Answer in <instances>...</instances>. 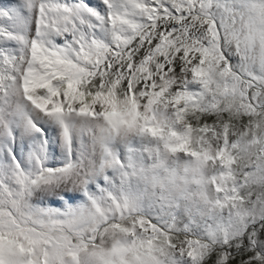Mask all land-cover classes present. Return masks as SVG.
Returning <instances> with one entry per match:
<instances>
[{"label": "snow or ice", "instance_id": "6c2138e0", "mask_svg": "<svg viewBox=\"0 0 264 264\" xmlns=\"http://www.w3.org/2000/svg\"><path fill=\"white\" fill-rule=\"evenodd\" d=\"M0 264H264V0H0Z\"/></svg>", "mask_w": 264, "mask_h": 264}]
</instances>
